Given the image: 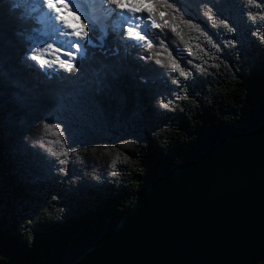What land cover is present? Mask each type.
Listing matches in <instances>:
<instances>
[{
  "label": "trees",
  "instance_id": "16d2710c",
  "mask_svg": "<svg viewBox=\"0 0 264 264\" xmlns=\"http://www.w3.org/2000/svg\"><path fill=\"white\" fill-rule=\"evenodd\" d=\"M146 2L180 35L152 28L148 49L91 32L73 66L43 73L46 34L0 0V264H59L148 177L264 102V0Z\"/></svg>",
  "mask_w": 264,
  "mask_h": 264
},
{
  "label": "water",
  "instance_id": "95a60500",
  "mask_svg": "<svg viewBox=\"0 0 264 264\" xmlns=\"http://www.w3.org/2000/svg\"><path fill=\"white\" fill-rule=\"evenodd\" d=\"M264 261V102L142 184L107 229L59 264H259Z\"/></svg>",
  "mask_w": 264,
  "mask_h": 264
},
{
  "label": "rangeland",
  "instance_id": "374dc122",
  "mask_svg": "<svg viewBox=\"0 0 264 264\" xmlns=\"http://www.w3.org/2000/svg\"><path fill=\"white\" fill-rule=\"evenodd\" d=\"M128 1V2H127ZM120 0L121 3L127 6V4H151L146 2L147 0ZM133 1V2H132ZM15 3L18 4V7L20 10H24V12H27L29 14V17L36 23H38L41 27V30L46 34L47 36V42L44 45L43 51L40 53L42 54L40 57H37L34 60V64L38 66V68L43 72L47 73L50 72V70H60L63 68H69L74 65L76 61H78L83 55L84 52V46H92L93 43L90 42V38L88 37L87 40H81L83 43V48L79 51L77 57L71 61H67L64 63H59V55H63V57H66L67 49H69L70 45V39L71 36L74 34L73 32L78 33L77 29L81 27L80 21L82 20V17L79 16L78 13L72 12L73 15L69 16L68 24H63L61 27L60 24H54L52 20H44L43 22L40 21V13L41 10H43V3L42 0H15ZM14 8L15 6L12 5ZM70 8V7H69ZM71 9V8H70ZM137 13L140 11H136ZM67 12L66 16H68ZM122 17H124L123 14H121ZM143 19H146V21H141L144 23H148L149 30H151L153 27L148 22L149 16L146 13L145 15H142ZM137 17V16H136ZM135 17V18H136ZM128 18V17H127ZM70 20V21H69ZM128 25H124L123 22H121V29L116 30L117 33L116 37L120 40H122L123 44L126 46L125 43L127 39L126 33L123 31V28L129 27L132 25H139L140 23L136 22V19L128 18ZM85 29H82V32H84ZM109 32H112L113 29H109ZM75 34L73 36H75ZM82 36L79 34V37ZM95 41L99 44H102L103 40L98 35V37H94ZM142 43V42H139Z\"/></svg>",
  "mask_w": 264,
  "mask_h": 264
},
{
  "label": "clouds",
  "instance_id": "9594fccd",
  "mask_svg": "<svg viewBox=\"0 0 264 264\" xmlns=\"http://www.w3.org/2000/svg\"><path fill=\"white\" fill-rule=\"evenodd\" d=\"M68 5L73 12L82 17L80 24L84 25L85 31L79 39L87 40L91 32H101L107 34V30L115 29V22L121 19V12L125 11L118 8L113 0H67ZM43 14L47 15L54 24H64L63 20H57L55 9L59 5L53 3V0H42ZM113 165L116 160L111 162Z\"/></svg>",
  "mask_w": 264,
  "mask_h": 264
},
{
  "label": "snow or ice",
  "instance_id": "6c2138e0",
  "mask_svg": "<svg viewBox=\"0 0 264 264\" xmlns=\"http://www.w3.org/2000/svg\"><path fill=\"white\" fill-rule=\"evenodd\" d=\"M113 3L120 9L125 10L130 9L132 11H144L148 14L149 20L148 22L151 24L153 28H160V27H171L173 31H177V35L179 36L180 33L176 29V27L172 24H164V21L159 19L161 14V9L159 8V5L155 2L151 4H132V5H124L120 2V0H113ZM166 18V17H165ZM121 22H123L124 25L128 24V18L127 17H121V19L114 24V28L116 30L121 29ZM81 29H84V25L81 24ZM123 31L127 35V39L125 41L126 44H132L134 42H142L144 46L148 49H151L152 43L151 38L149 36V27L148 23L141 22L139 25H132L129 27L123 28ZM80 35H83V32L78 33ZM169 64L168 66L176 70L181 77L185 76V73L182 71V68L179 64L176 63V61L172 58L171 55L168 56ZM157 64L160 63V60L156 61ZM161 108H167L168 105L165 103L160 104Z\"/></svg>",
  "mask_w": 264,
  "mask_h": 264
},
{
  "label": "bare ground",
  "instance_id": "6f19581e",
  "mask_svg": "<svg viewBox=\"0 0 264 264\" xmlns=\"http://www.w3.org/2000/svg\"><path fill=\"white\" fill-rule=\"evenodd\" d=\"M127 1V0H126ZM63 2V4H64V6H66V5H68V2H67V0H63L62 1ZM128 2V1H127ZM133 2V1H132ZM134 4V3H133ZM128 5V4H127ZM129 5H132V4H129ZM121 14H123L124 15V17H128V18H133V19H136V22L137 23H140V21L141 20H143V16L142 15H145L146 14V12H144V11H140V12H134V11H132V10H130V9H125V11H123V12H121ZM137 16V17H136ZM136 17V18H135ZM145 20V19H144ZM64 21V20H63ZM129 22V21H128ZM66 23H68L67 22V20L66 21H64V24H66ZM128 25V24H127ZM128 27V26H127ZM108 30H107V34H108ZM101 33V32H100ZM111 33V32H110ZM113 33V32H112ZM101 34H103V33H101ZM107 34L105 35V37L107 36ZM118 41H119V44H121L123 41L122 40H120V39H118Z\"/></svg>",
  "mask_w": 264,
  "mask_h": 264
}]
</instances>
